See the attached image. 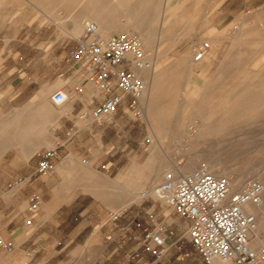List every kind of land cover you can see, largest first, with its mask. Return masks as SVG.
Listing matches in <instances>:
<instances>
[{"label": "crops", "instance_id": "1", "mask_svg": "<svg viewBox=\"0 0 264 264\" xmlns=\"http://www.w3.org/2000/svg\"><path fill=\"white\" fill-rule=\"evenodd\" d=\"M251 1L42 0L8 10L0 24V235L13 247L0 248V264H172L151 251L138 260L144 230L157 232L159 223L175 222L164 215L158 223L161 215L145 211L149 223L140 234L142 211L134 201L140 200L136 192L161 174L150 158L147 167L152 174L143 180L142 144L133 128L139 121L129 118L124 96L115 126L95 128L89 113L102 96L80 77V66L67 52L82 35L83 23L92 22L107 36L141 34L145 52L154 58H176L184 46V54L207 73L218 45L232 38V12L245 16ZM161 42L167 52L158 50ZM200 42L208 48L194 61ZM79 87L84 88L81 93L76 91ZM56 91L66 94L58 105L51 101ZM58 143L62 147L52 171L8 189L14 178L31 174L37 152ZM94 172L112 176L111 186L117 184L118 190H99L105 186ZM32 195L39 197L35 210L30 209ZM117 211L123 215L111 221L110 213ZM126 225L132 240L120 232ZM172 235H163L162 246L149 243L155 250L167 247L169 253L174 245L167 240ZM36 244L41 249L30 256ZM148 257L155 259L148 262Z\"/></svg>", "mask_w": 264, "mask_h": 264}, {"label": "rangeland", "instance_id": "2", "mask_svg": "<svg viewBox=\"0 0 264 264\" xmlns=\"http://www.w3.org/2000/svg\"><path fill=\"white\" fill-rule=\"evenodd\" d=\"M28 1L34 4L42 2V0H0V24L5 21L8 10L20 7ZM248 7L245 16L241 12H232V38L227 37L226 42L218 45L217 57L208 66L207 73L202 72L203 69L200 63L193 62L192 69L179 66L178 61L187 54H184V46L180 47L181 49L176 58H156L161 65H169L164 79H161L160 84L156 86L157 95L167 93L163 99L162 96L158 97L159 107L156 108V110L159 108V110L164 111L167 124L164 125V128L159 129L157 122H155L158 115L154 114L151 118H148L145 114V118L133 124V128L138 132L142 144L140 157L144 182L149 180L152 174L147 167L150 158H152L153 167L157 168V174L161 175L157 181L148 186L149 188L142 187L138 190L136 192L139 193L138 195L152 189L166 172L179 167L182 172L189 173L202 163L206 164L210 171L217 168V172L214 173L216 176H225L220 168H226V171H232L235 174H242L246 170L247 172L259 170L258 175L249 176V179H260L264 184V0H252ZM162 37L161 33L158 38L161 39ZM209 42L213 47L211 41ZM158 50L167 52L168 48L165 43L161 42L158 45ZM145 55L151 57L152 52L146 51ZM186 100L190 101L192 105L190 106ZM143 101L146 112L148 102L145 97ZM236 102L243 106L252 103L257 105V109L251 114L243 108L238 111H229L223 117L220 112L218 113L213 108L222 105V103L231 106ZM194 104L198 106L193 107ZM205 119H209V122L213 121L214 123L219 119L230 120V122H222L220 128H216L217 124L213 123L212 130L208 132L209 136L201 140L197 139L198 145H187L185 143L187 137L183 133L191 134L196 130V127H200L202 120ZM181 125H183L184 132L180 128ZM181 134L183 135L180 137ZM155 136H158V143L155 142ZM146 139H150V142L147 143ZM152 152L153 156H148ZM193 159H195V162L192 165L191 160ZM94 173L99 176H97V179L103 182L104 185L102 186H105L103 188L99 187V190H118L115 188L118 186L117 184H113L114 188L111 186L112 176L108 177L103 172ZM244 178H248V176ZM107 182H109V187L106 185ZM104 198L107 200L108 196H104ZM134 201L135 204H140L139 208L142 211L139 217L141 236L142 228L148 227L149 223L148 216L144 214L145 211L154 210L155 215H161V218L157 221L158 223L164 215H171L175 221L174 225H171L172 230L184 223V220L172 212L167 204L156 200L154 197L148 201L134 198ZM130 211H133V208ZM263 240L264 233L257 236L254 233L252 244L257 246ZM167 241L174 245L169 253L163 257L169 260L170 263L203 264L201 257L191 248L186 237L180 232L174 230L170 240ZM141 248L138 260H141L145 253H148L143 247ZM182 253H187L188 258L181 259L180 255ZM125 259L124 257L123 261ZM148 259L149 261H146L151 262L155 258L148 257Z\"/></svg>", "mask_w": 264, "mask_h": 264}, {"label": "built area", "instance_id": "3", "mask_svg": "<svg viewBox=\"0 0 264 264\" xmlns=\"http://www.w3.org/2000/svg\"><path fill=\"white\" fill-rule=\"evenodd\" d=\"M83 33L75 38L68 49L67 56L80 66V77L85 78L96 93L102 96L89 117L93 126L99 130L115 126V116L127 97L126 108L129 118L136 122L145 118L144 95L146 83L139 72L148 68L142 39L135 34L124 32L107 36L100 32L92 22H84ZM207 43L199 45L193 60H200ZM83 87L76 88L81 93ZM66 100V94L56 91L51 96L53 104ZM149 143L150 139H146ZM62 144L39 151L36 167L28 176H18L9 184L8 189L18 188L32 178L53 170L58 150ZM166 172L152 189L141 192V199L148 201L153 197L167 204L184 223L175 229L186 237L191 248L201 257L203 264H214L218 260L224 264H264V240L257 246L252 244L256 229V217L245 211L246 206H255L264 198V184L256 178L246 180L238 189L234 182L225 176L213 175L206 164H199L189 173L178 168ZM1 198V193H0ZM30 209L39 205V197L29 199ZM124 211L110 213L109 219L116 221ZM88 216V214H87ZM130 226L120 229L123 236L128 235ZM171 224L161 222L158 230H144L141 247L153 252L157 259L165 256L168 249L155 250L150 241L157 246L163 245V235H171ZM13 247L0 235V248L6 251ZM41 246L36 244L29 251L30 256L39 253ZM136 254V253H135ZM133 255L127 256L129 261ZM181 258H188L182 253ZM134 264H141L136 262Z\"/></svg>", "mask_w": 264, "mask_h": 264}, {"label": "bare ground", "instance_id": "4", "mask_svg": "<svg viewBox=\"0 0 264 264\" xmlns=\"http://www.w3.org/2000/svg\"><path fill=\"white\" fill-rule=\"evenodd\" d=\"M96 24V23H94ZM97 25V24H96ZM139 36L145 40L143 38V36L141 34H139ZM142 40V41H143ZM215 44V43H214ZM190 56V54H185L184 57L178 61L179 63V66H183V67H188V68H193V63L190 62V59H188V57ZM145 59L146 61L148 62V68L146 70H143L141 72H139V75L140 77L144 80V82L146 83V86H147V90H146V93L144 95V97L147 99V102H148V109L147 111L145 112L146 113V116H148V118H151L152 115L154 114H157L158 115V118H155V122H157L156 124L158 125V128L159 129H162L164 128V125L167 124L166 121H165V117H164V111H161L159 110V108L156 110L157 106L159 107V104L157 103V100H158V97H161L162 96V99L167 95V93L165 94H161V95H157L156 94V91H157V84H160L159 81L161 79H164V75L165 73L168 71V66H164V65H161V63L159 62V60H156V58L153 57V55L150 57L145 55ZM158 59V58H157ZM177 63V64H178ZM171 64V63H170ZM173 66V65H172ZM195 68V67H194ZM168 76V75H166ZM170 76V75H169ZM172 79V77H171ZM164 89V88H163ZM202 93V92H201ZM202 95V94H201ZM226 95V93H225ZM221 97V96H220ZM224 98V96H222ZM223 98H220V99H223ZM226 98V97H225ZM161 99V100H162ZM187 101V100H186ZM223 101V100H222ZM187 103L191 106L192 104L190 103V101ZM216 104V103H215ZM198 105H195L193 107H196ZM186 107V106H185ZM208 107V106H207ZM212 107V106H211ZM260 107V106H259ZM258 107V108H259ZM214 109H216V111L219 113H221V116H225L229 111H238L240 109H245L246 112H249L250 114L252 112H254L256 109H257V105L255 104H249L248 105H241L240 103H235V104H232L231 106H227V105H217V107H213ZM185 109V108H184ZM191 109V108H190ZM210 109V108H209ZM146 110V108H145ZM194 110V109H193ZM207 112H208V108L206 109ZM259 110V109H258ZM261 110V109H260ZM259 110V111H260ZM182 111V110H181ZM214 111V110H213ZM196 112V111H194ZM197 113V112H196ZM213 113V112H212ZM149 114V115H148ZM249 114V115H250ZM199 116V115H198ZM207 116H208V113H207ZM212 117V116H211ZM240 117V116H239ZM238 118V117H237ZM153 119V117H152ZM236 119V118H234ZM242 119V118H241ZM239 119V120H241ZM234 121V120H233ZM238 121V120H237ZM228 123L230 122V120H222V119H219L216 123H214L213 121H210L209 122V119H205V120H202V124L200 125V127H196V130L194 132H192L191 134H187V133H183L186 137H187V140H185V143L189 146H194V145H198L199 142L197 141V139H204L206 138L208 135V132H210L213 128V123L214 124H217L216 125V128H220V124L221 123ZM155 124V125H156ZM156 125V126H157ZM181 130L184 132V128H183V125H181ZM215 128V127H214ZM218 132V131H217ZM216 132V133H217ZM181 134L180 137L183 135ZM153 135V134H152ZM215 136V134H214ZM211 137V136H210ZM158 136L156 137L155 136V142L158 143V140H157ZM221 160V159H220ZM197 161V160H196ZM195 162V159L191 160V164L193 165ZM210 165V164H209ZM198 166V165H197ZM210 167V166H209ZM216 170L214 171H210L213 175L215 173V171L217 172V168H215ZM222 169V172L223 174L225 175V177L231 179L233 182H236V189H238L241 185H243L246 180L249 179V176L252 177V176H256L258 175V173L260 172L259 170H254L253 172H247L246 171H243L244 173L242 174H235L234 172L232 171H226V168H220ZM180 170V169H179ZM219 171V170H218ZM219 176V175H218ZM245 176H248V178H244ZM260 176V174H259ZM259 178V177H258ZM260 180V179H259ZM139 197L141 198V195H139ZM246 212L248 213H251V214H254L255 217H256V229L254 231V233L256 234V236L260 233H264V198L262 199V202L258 205H255V206H246V209H245ZM255 243V242H254ZM255 245V244H254ZM214 264H224L222 263L221 261H214Z\"/></svg>", "mask_w": 264, "mask_h": 264}]
</instances>
